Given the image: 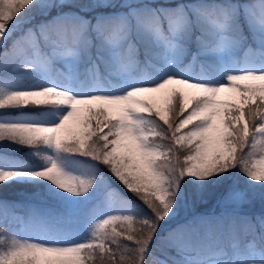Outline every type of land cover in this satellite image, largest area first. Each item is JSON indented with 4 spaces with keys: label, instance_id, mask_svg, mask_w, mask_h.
<instances>
[{
    "label": "snow or ice",
    "instance_id": "snow-or-ice-1",
    "mask_svg": "<svg viewBox=\"0 0 264 264\" xmlns=\"http://www.w3.org/2000/svg\"><path fill=\"white\" fill-rule=\"evenodd\" d=\"M73 3L0 0V142L55 154L36 170L0 168V185L32 178L85 196L94 178L58 162L79 155L103 165L145 214L110 191L86 239L44 242L17 234L24 217L0 201V264H264V214H197L195 190L190 201L182 191L213 177L227 187L234 169L264 185V0H89L114 10H65L39 23L27 15ZM188 54L191 75L165 71ZM145 67L160 78L142 82ZM118 79L130 86L109 90ZM24 111L54 115L4 116ZM245 198L233 189L222 204ZM182 205L190 211L171 227Z\"/></svg>",
    "mask_w": 264,
    "mask_h": 264
},
{
    "label": "trees",
    "instance_id": "trees-1",
    "mask_svg": "<svg viewBox=\"0 0 264 264\" xmlns=\"http://www.w3.org/2000/svg\"><path fill=\"white\" fill-rule=\"evenodd\" d=\"M81 1L89 4V0ZM41 2L42 0H37L38 5ZM77 2H80V0H77ZM27 15L32 16L33 19L38 18L40 15L45 16L39 7H33ZM27 26L26 24L25 27ZM27 150L28 148L26 147L18 146L14 152L21 156L27 153L26 158L29 161L31 160L30 162L32 163L41 161V154L38 157L34 155V152H27ZM59 157L64 163L77 171V176L85 177V175L81 174L82 170H86L90 174L102 171V176L94 177L95 182L91 189L94 191L99 187L97 188L98 194L87 203L82 204L80 209V204L74 203L79 200L78 196L63 192L44 180H13L7 184L0 185V201L14 206L16 215L19 213L24 217V222L19 225L20 231L17 234L42 240L44 237L64 232L65 225L78 223L75 218L80 212L92 214L93 212L98 213L99 209H108L107 193L110 191L114 192L116 199L125 205V210L133 211L140 215L145 214V210L142 206H139V202H134V198L124 190L103 165L79 155L62 153ZM226 175L228 176L227 187H225L224 183H217L216 177L203 182L194 181L190 185L182 184L184 199L190 201L193 189L195 190L198 199L194 210L197 214L220 215L222 212L235 210L247 214L253 220L257 215L264 214V185L255 184L246 176H243L238 169H234L230 174ZM233 189L244 192L245 200L239 204L235 202L222 204L224 198ZM177 201L180 202L179 196ZM187 214L186 212L184 216L176 220L183 222V218ZM2 219V212H0V220ZM176 220L170 222L171 227L176 226ZM80 222L82 223L83 221ZM168 229L169 226L162 223L158 238L165 235ZM13 231H16L15 227Z\"/></svg>",
    "mask_w": 264,
    "mask_h": 264
},
{
    "label": "rangeland",
    "instance_id": "rangeland-1",
    "mask_svg": "<svg viewBox=\"0 0 264 264\" xmlns=\"http://www.w3.org/2000/svg\"><path fill=\"white\" fill-rule=\"evenodd\" d=\"M156 2L158 4H164L165 0H156ZM189 2H190V0H189ZM77 6H78V2H75L73 4H65V5H62L60 7H54L50 10L55 11V12L57 11V13H55L54 16L59 15L62 11H65V10L77 11L81 15H85V16H90L91 14L92 15L98 14L102 11L108 12V11L114 10V9L95 8L96 10L94 12L87 13L85 10H88L89 7H86L82 4L78 7ZM49 11H48V13H49ZM48 19H51V17H43L40 20L46 21ZM40 20H34L33 23H39ZM190 62H191V54H188V55H185L183 57V59L179 62V65H177L176 63L166 64V65H164V69L166 72H182L185 75H191L192 73L186 70V66ZM149 69H151V68L145 67L142 70V72L139 73L142 82L144 80L154 81V80L160 78V76L158 74L157 75H148V73H150V71H152V69L151 70H149ZM231 70H234V69H232L231 67H227L223 71H218V75L216 78L217 79L221 78L222 75L224 74V72L231 71ZM192 71L198 73L200 71V64L199 63L193 64ZM25 75H27V74H25ZM24 82L27 83L28 81L25 80ZM128 86H130L128 81L118 79L116 81H113V83L111 85H109V90H112L113 88H115L116 91L123 92L127 89ZM52 115H54V114L49 112V111H44L41 113L24 111V112H18V113H5L4 114V116L9 121H19V122H31V121H36V120H43V119L50 117ZM18 146L19 145L12 144V143L7 142V141L0 142V168H3V169L17 168V169H25V170H36V169L47 166L48 162L45 159H43L45 154L55 155L50 149L43 148V149L37 150V149L28 148L27 152L39 151V153L41 154V161L39 160V162H36V163L31 162V164H30L29 161L25 160L24 158L19 157L17 154L12 153V151L15 148L17 149ZM5 151H9V152H5ZM24 154H27V153H24ZM58 162L67 172H69L73 175L77 174V171H75L72 167H70L66 163H64L60 157H58ZM81 174L85 175V178H94L95 176H102V171H96L95 174H90L88 171L84 170L81 172ZM15 180L33 181L35 179L17 178ZM97 188H99V187H97ZM97 188L94 191L90 190L89 193L85 196H78L79 200L74 202V203H79L80 209H81L82 204L87 203L89 200L93 199L98 194ZM188 210H189V208L186 205H182L179 210L174 209V211L176 212V215H175V217H173V221L184 216V214L186 212L188 213ZM107 212H108L107 208L99 209L97 214H106ZM17 216L22 217V215L19 213L17 214ZM97 218H99V215L94 217L90 213L80 212V214L77 215V218H75L76 221L78 220V223H70V224L65 225L64 226V232H60L58 234H55V236L50 237V240L44 241V242H50V241L51 242H81L87 238V236L89 234V232H88L89 225L92 223L93 219H97ZM80 221H83V222L81 223ZM12 230H14V228ZM247 242L250 243L251 239L249 238L247 240Z\"/></svg>",
    "mask_w": 264,
    "mask_h": 264
},
{
    "label": "bare ground",
    "instance_id": "bare-ground-1",
    "mask_svg": "<svg viewBox=\"0 0 264 264\" xmlns=\"http://www.w3.org/2000/svg\"><path fill=\"white\" fill-rule=\"evenodd\" d=\"M30 16V15H29ZM30 17H32V16H30Z\"/></svg>",
    "mask_w": 264,
    "mask_h": 264
}]
</instances>
